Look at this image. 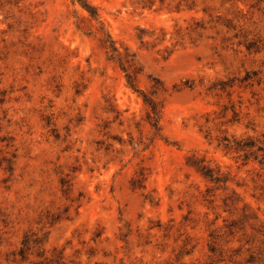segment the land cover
Instances as JSON below:
<instances>
[{
	"label": "rangeland",
	"instance_id": "rangeland-1",
	"mask_svg": "<svg viewBox=\"0 0 264 264\" xmlns=\"http://www.w3.org/2000/svg\"><path fill=\"white\" fill-rule=\"evenodd\" d=\"M0 264H264V0H0Z\"/></svg>",
	"mask_w": 264,
	"mask_h": 264
},
{
	"label": "trees",
	"instance_id": "trees-1",
	"mask_svg": "<svg viewBox=\"0 0 264 264\" xmlns=\"http://www.w3.org/2000/svg\"><path fill=\"white\" fill-rule=\"evenodd\" d=\"M149 103L153 104L152 101H148ZM154 109V107H152Z\"/></svg>",
	"mask_w": 264,
	"mask_h": 264
}]
</instances>
